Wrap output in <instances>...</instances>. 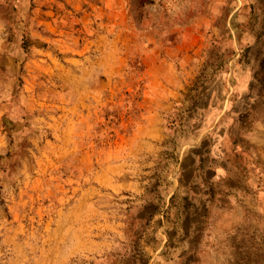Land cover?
<instances>
[{
  "label": "rangeland",
  "instance_id": "rangeland-1",
  "mask_svg": "<svg viewBox=\"0 0 264 264\" xmlns=\"http://www.w3.org/2000/svg\"><path fill=\"white\" fill-rule=\"evenodd\" d=\"M152 65L186 87L137 154ZM59 230L69 264H264V0H0V264Z\"/></svg>",
  "mask_w": 264,
  "mask_h": 264
},
{
  "label": "crops",
  "instance_id": "crops-1",
  "mask_svg": "<svg viewBox=\"0 0 264 264\" xmlns=\"http://www.w3.org/2000/svg\"><path fill=\"white\" fill-rule=\"evenodd\" d=\"M153 68L154 65L151 66V77L148 78L151 81V91L146 90V95L136 106V112L133 114L132 125L134 127L131 129V134H135L136 131L140 130V127L143 129L140 140L138 139L135 145L137 154L149 151H151V154H155L154 151L163 148L166 141V135L162 128L163 116L172 109L176 100H180L182 89L186 87L181 75L179 76L171 70L161 73V70L157 71ZM67 233L64 234L59 230L58 241L53 246L52 254H54L50 264H69L77 254L87 251L86 246L82 248L81 243L73 242L72 244L71 234ZM72 235L74 234L72 233Z\"/></svg>",
  "mask_w": 264,
  "mask_h": 264
},
{
  "label": "bare ground",
  "instance_id": "bare-ground-1",
  "mask_svg": "<svg viewBox=\"0 0 264 264\" xmlns=\"http://www.w3.org/2000/svg\"><path fill=\"white\" fill-rule=\"evenodd\" d=\"M221 174V173H220ZM233 174V173H232ZM225 176V175H224ZM228 176V175H227ZM230 176V175H229ZM221 177V176H220ZM230 179V178H229ZM226 180V179H225ZM235 180H237V179H235ZM217 183H218V181H217ZM223 183H225V182H223ZM228 183V182H227ZM230 183V182H229ZM220 185H222V184H220ZM224 185V184H223ZM238 186V185H237ZM230 187V186H229ZM227 188H228V186H227ZM236 190V189H235Z\"/></svg>",
  "mask_w": 264,
  "mask_h": 264
}]
</instances>
